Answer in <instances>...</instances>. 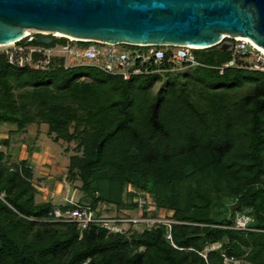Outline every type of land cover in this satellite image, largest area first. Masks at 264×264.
I'll return each instance as SVG.
<instances>
[{"label":"trees","instance_id":"1","mask_svg":"<svg viewBox=\"0 0 264 264\" xmlns=\"http://www.w3.org/2000/svg\"><path fill=\"white\" fill-rule=\"evenodd\" d=\"M193 52L191 81L154 93L156 73L123 79L92 65L65 68L61 58L18 67L0 52V123L45 124L55 141L74 142L65 178L80 182L76 201L36 202L31 164L8 162L0 149V264H264V72H220L229 51ZM139 189L151 208L137 209ZM77 205L162 210L173 222L110 232L53 220L55 208ZM238 214L245 229L234 227Z\"/></svg>","mask_w":264,"mask_h":264},{"label":"water","instance_id":"2","mask_svg":"<svg viewBox=\"0 0 264 264\" xmlns=\"http://www.w3.org/2000/svg\"><path fill=\"white\" fill-rule=\"evenodd\" d=\"M31 30L107 43L215 46L243 36L264 48V0H0V45ZM50 35L35 42L49 44ZM239 201L228 205L229 215Z\"/></svg>","mask_w":264,"mask_h":264},{"label":"built area","instance_id":"3","mask_svg":"<svg viewBox=\"0 0 264 264\" xmlns=\"http://www.w3.org/2000/svg\"><path fill=\"white\" fill-rule=\"evenodd\" d=\"M50 35L53 38L64 37L62 42L53 41L49 44L31 42L36 36ZM27 38L25 42H22ZM19 40L0 45L7 46L0 50L6 56L9 64L23 67L30 66L35 69H46L55 58L62 59L63 67L76 65H92L111 75L128 79L134 75L146 73H160L174 67L200 65L196 60L193 50L203 49L188 45H152V44H127L107 43L95 40H83L55 35L53 32L36 30L34 34H26ZM30 40V44L28 41ZM229 43V58L222 64L215 66L221 72L224 68H243L264 72V51L245 39L236 37H223L220 42ZM81 43H87L83 45ZM167 53H169L167 55ZM167 55V56H166ZM166 61L170 66L163 67ZM138 210L152 207L150 195L142 190H137L133 199ZM164 216V215H163ZM53 220L74 222L80 229H85L91 224H97L110 232H121L130 226L150 229L155 223H164L168 227L170 219L161 217L133 216L129 214H112L95 211L89 206L77 205L64 209L53 210ZM235 228L245 229V217L237 218ZM169 237V235H167Z\"/></svg>","mask_w":264,"mask_h":264},{"label":"rangeland","instance_id":"4","mask_svg":"<svg viewBox=\"0 0 264 264\" xmlns=\"http://www.w3.org/2000/svg\"><path fill=\"white\" fill-rule=\"evenodd\" d=\"M34 33H36V30H31V34ZM81 44L87 45V43ZM5 47L7 46H0V50ZM193 67L195 66H178L168 71L156 73L159 76V80L152 86L151 93H154L158 88L165 87L169 83H175L177 78L191 81L189 74ZM250 86L251 84H246L240 89L239 93L245 94ZM15 129L16 127L10 123H0V149L6 151L9 155L8 162L19 161L22 159L28 152L26 146L30 144L42 145V150L48 151L47 157L44 162H42V166L45 167L41 170L42 174L37 173L33 177V183L38 189V192L35 195V201L41 202L50 200L54 203H64L67 199L76 201L80 196V192L77 189L80 182L75 181L70 183L65 178L68 154H64L65 152H68L69 154L73 153L75 143L62 140L55 141L53 135L47 133V126L45 124L33 123L26 126L24 130ZM4 140H7V145L3 144ZM46 146L48 147L46 148ZM29 157L30 154H27L26 160L30 163ZM100 209L104 211L103 208ZM111 213L117 214L114 210ZM129 213L136 216L139 212L137 210H131ZM158 214L161 215V217H164V212L162 210H159ZM241 216L243 215L238 214L237 218ZM247 220L248 217H245V221ZM217 246L218 244H214L211 247L215 248ZM233 264H241V262L233 261Z\"/></svg>","mask_w":264,"mask_h":264},{"label":"crops","instance_id":"5","mask_svg":"<svg viewBox=\"0 0 264 264\" xmlns=\"http://www.w3.org/2000/svg\"><path fill=\"white\" fill-rule=\"evenodd\" d=\"M59 141H61V140H59ZM47 147L48 146H46V148ZM26 149L28 152L26 153L25 156H23V158H26L27 154L28 155L30 154L29 160H30V164H31L32 169H33V177L37 173L42 174L41 170H43L45 168L44 166H42V162H44L45 158L47 157L48 151H43L42 145H37V144L27 145ZM64 154H69V153L65 152Z\"/></svg>","mask_w":264,"mask_h":264},{"label":"bare ground","instance_id":"6","mask_svg":"<svg viewBox=\"0 0 264 264\" xmlns=\"http://www.w3.org/2000/svg\"><path fill=\"white\" fill-rule=\"evenodd\" d=\"M55 35H61V36H67V37H69V38H73V37H71V36H68V35H65V34H62V33H60V32H57V31H54L53 32ZM234 37H236L237 39H245V40H247V41H249V42H251L252 44H254L255 46H257L258 48H260L261 50H263L264 51V48H262V47H259L258 45H256L251 39H249V38H247V37H243V36H239V35H237V36H234Z\"/></svg>","mask_w":264,"mask_h":264}]
</instances>
